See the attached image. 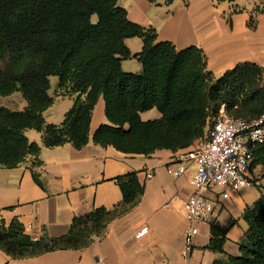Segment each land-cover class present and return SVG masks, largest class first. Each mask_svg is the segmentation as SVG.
Segmentation results:
<instances>
[{"label": "trees", "instance_id": "obj_1", "mask_svg": "<svg viewBox=\"0 0 264 264\" xmlns=\"http://www.w3.org/2000/svg\"><path fill=\"white\" fill-rule=\"evenodd\" d=\"M130 36L143 39L135 54L125 41ZM132 55L142 62L141 72L124 70L122 59ZM0 61V94L20 90L28 101L21 110L0 105V166L13 167L28 158L38 164L42 146H84L100 95L108 121L96 128L94 142L145 154L187 147L203 137L222 103L236 117H254L264 110V87L256 85L261 64L241 61L215 76L202 48L158 40L157 29L130 19L119 0H0ZM51 75L59 77L62 93L75 94L61 123L44 116L53 101ZM154 106L162 117L142 119L140 112ZM28 128L42 132V143L29 139ZM255 162L264 164V143L255 150ZM33 175L40 182L35 170ZM117 182L126 204L136 203L144 191L136 171L119 175ZM127 209L124 204L95 207L75 215L68 232L38 239L17 218L9 225L0 222V249L25 257L83 248ZM244 218L249 227L241 253L213 264H264V194L245 208ZM229 226L212 225L210 248L224 251Z\"/></svg>", "mask_w": 264, "mask_h": 264}, {"label": "crops", "instance_id": "obj_2", "mask_svg": "<svg viewBox=\"0 0 264 264\" xmlns=\"http://www.w3.org/2000/svg\"><path fill=\"white\" fill-rule=\"evenodd\" d=\"M128 16L133 21L157 29L158 40H170L178 48L196 44L206 54L207 68L215 76L241 61L264 64V0H128ZM132 54L141 51L143 39H125ZM122 59L126 71L141 72L143 64ZM50 76L52 103L44 110L47 121L61 123L72 107L75 94H64ZM28 104L22 91L1 95L0 105L21 110ZM142 119L162 117L152 107L140 112ZM108 118L105 99L100 95L92 111L90 139L81 148L71 142L42 146L41 162L32 158L13 166H0V222L9 225L19 219L31 236H57L69 231L75 215L98 206L113 208L124 204L128 209L112 218L102 234L83 248H59L33 256L13 257L0 249V264H213L227 263L230 255L241 253L247 240L248 222L244 210L264 194V164H252L248 175L254 183L231 190L228 197L220 187L203 191L215 203L210 219L200 223L189 257L181 253L188 226L185 200L191 194V176L195 165L179 176L168 173L166 165L176 159V150L158 148L149 154L125 152L114 145L94 142L93 133ZM30 140L42 143V132L26 129ZM33 170L37 172L38 182ZM136 171L144 191L132 205L124 203L117 177ZM153 176L148 177L147 172ZM170 205L166 206V203ZM31 223V227L27 224ZM231 223V224H230ZM230 225L224 251L210 248L212 225ZM148 226L139 237L136 233Z\"/></svg>", "mask_w": 264, "mask_h": 264}, {"label": "built area", "instance_id": "obj_3", "mask_svg": "<svg viewBox=\"0 0 264 264\" xmlns=\"http://www.w3.org/2000/svg\"><path fill=\"white\" fill-rule=\"evenodd\" d=\"M262 66L264 80V64ZM263 143L264 110L258 116L236 117L222 103L219 111L209 118L204 136L193 146L179 152L176 159L166 165L168 173L174 176L183 174L195 165L191 176L193 190L183 205L188 220L181 251L184 257L190 256L200 223L209 220L215 209L214 201L203 191L217 186L221 188V195L228 197L231 190L254 183L248 171L255 159L256 148ZM147 176L152 177L153 172L148 171ZM31 226V223L27 224V227ZM147 231L148 226H143L136 236Z\"/></svg>", "mask_w": 264, "mask_h": 264}, {"label": "rangeland", "instance_id": "obj_4", "mask_svg": "<svg viewBox=\"0 0 264 264\" xmlns=\"http://www.w3.org/2000/svg\"><path fill=\"white\" fill-rule=\"evenodd\" d=\"M217 1V0H216ZM119 3L120 4H122L124 7H126L125 5H124V3L125 4H128L129 5V1L128 0H119ZM127 8V7H126ZM128 9V8H127ZM132 19V18H131ZM133 61H139L137 58L136 59H134ZM3 62L4 61H0V65H2L3 64ZM140 62V61H139ZM52 76V79H55L56 81L58 80V76L57 75H51ZM264 80H263V78L262 77H260L259 79H257V81H256V85L258 86V87H264ZM241 97V96H240ZM237 102V105H240V101H236Z\"/></svg>", "mask_w": 264, "mask_h": 264}]
</instances>
